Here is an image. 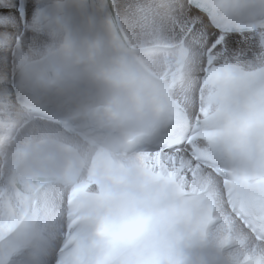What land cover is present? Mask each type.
Instances as JSON below:
<instances>
[{
  "label": "clouds",
  "instance_id": "clouds-1",
  "mask_svg": "<svg viewBox=\"0 0 264 264\" xmlns=\"http://www.w3.org/2000/svg\"><path fill=\"white\" fill-rule=\"evenodd\" d=\"M133 38L124 46L110 21L102 39L59 25L17 36L14 71L30 99L22 113L0 115V264L17 251L54 264H201V248L231 254L217 264H244L226 225L251 213L236 202L239 185L219 174L251 167L229 135L238 113H203L200 143L216 144L203 176L189 180L148 152L171 118L170 97L199 77L201 56L185 40L174 84L176 37ZM50 101L54 111L32 110ZM256 185L264 196V177Z\"/></svg>",
  "mask_w": 264,
  "mask_h": 264
},
{
  "label": "snow or ice",
  "instance_id": "snow-or-ice-1",
  "mask_svg": "<svg viewBox=\"0 0 264 264\" xmlns=\"http://www.w3.org/2000/svg\"><path fill=\"white\" fill-rule=\"evenodd\" d=\"M110 22L126 47L135 42L136 32L170 31L176 37L172 46L181 53L174 84L183 73L185 40L201 56L199 77L184 89L182 98L170 97L171 118L162 128L169 132L147 144L148 152L160 153L189 180L193 174L203 176L204 166L216 155L215 140L204 147L197 135L208 123L203 113L212 109L227 116L238 113L229 135L251 167L219 174L239 185L233 195L251 215L235 222L229 218L226 227L231 242L243 249L244 264H264V196L256 185L257 178L264 177V0H137L129 17L117 14ZM185 120L186 128L171 131L177 121Z\"/></svg>",
  "mask_w": 264,
  "mask_h": 264
},
{
  "label": "bare ground",
  "instance_id": "bare-ground-1",
  "mask_svg": "<svg viewBox=\"0 0 264 264\" xmlns=\"http://www.w3.org/2000/svg\"><path fill=\"white\" fill-rule=\"evenodd\" d=\"M137 0H118L119 9L125 18L131 13L132 7ZM17 15L13 11L0 12V37L6 39L9 43L14 42V35L20 31ZM9 56L8 49L0 50V76L8 74ZM6 86H0V96L8 95ZM9 105V104H8Z\"/></svg>",
  "mask_w": 264,
  "mask_h": 264
},
{
  "label": "rangeland",
  "instance_id": "rangeland-1",
  "mask_svg": "<svg viewBox=\"0 0 264 264\" xmlns=\"http://www.w3.org/2000/svg\"><path fill=\"white\" fill-rule=\"evenodd\" d=\"M1 50V49H0Z\"/></svg>",
  "mask_w": 264,
  "mask_h": 264
}]
</instances>
